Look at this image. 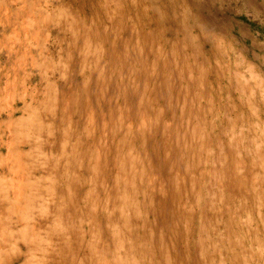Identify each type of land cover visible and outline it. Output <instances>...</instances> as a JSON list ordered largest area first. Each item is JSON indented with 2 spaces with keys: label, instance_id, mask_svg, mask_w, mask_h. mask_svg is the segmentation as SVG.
Wrapping results in <instances>:
<instances>
[{
  "label": "rangeland",
  "instance_id": "obj_1",
  "mask_svg": "<svg viewBox=\"0 0 264 264\" xmlns=\"http://www.w3.org/2000/svg\"><path fill=\"white\" fill-rule=\"evenodd\" d=\"M235 14L263 0H0V264H264V31Z\"/></svg>",
  "mask_w": 264,
  "mask_h": 264
},
{
  "label": "trees",
  "instance_id": "obj_2",
  "mask_svg": "<svg viewBox=\"0 0 264 264\" xmlns=\"http://www.w3.org/2000/svg\"><path fill=\"white\" fill-rule=\"evenodd\" d=\"M263 6H264V0H263ZM230 14H234V8L231 9ZM264 16L261 15V18H257L255 20H252L249 16H244L243 14L241 15H233L234 19H239L242 22H244L248 27H253L255 29H259L261 31H264L263 25L261 24V20L263 21Z\"/></svg>",
  "mask_w": 264,
  "mask_h": 264
}]
</instances>
